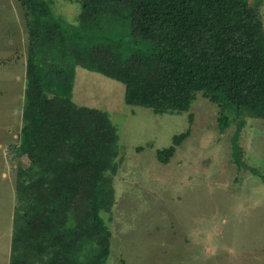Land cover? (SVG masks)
<instances>
[{
    "label": "trees",
    "instance_id": "trees-1",
    "mask_svg": "<svg viewBox=\"0 0 264 264\" xmlns=\"http://www.w3.org/2000/svg\"><path fill=\"white\" fill-rule=\"evenodd\" d=\"M77 2L72 26L49 2L17 0L27 48L21 125L8 147L17 162L8 264H106L110 255L103 214L114 203L118 136L106 112L72 102L75 68L121 83L126 105L155 115L187 112L197 93L233 108L236 164L242 125L264 121V29L249 0ZM229 120L221 111V132ZM187 136L157 161L167 164Z\"/></svg>",
    "mask_w": 264,
    "mask_h": 264
},
{
    "label": "rangeland",
    "instance_id": "rangeland-1",
    "mask_svg": "<svg viewBox=\"0 0 264 264\" xmlns=\"http://www.w3.org/2000/svg\"><path fill=\"white\" fill-rule=\"evenodd\" d=\"M44 1L54 16L76 24L77 0ZM249 4L264 29V0ZM24 27L17 0H0V264L9 256L17 162L8 147L21 125ZM123 93L121 83L75 68L72 102L106 112L118 136L114 203L103 214L112 237L106 264H264V121L247 118L242 125L236 164L231 138L240 118L233 108L197 93L187 112L155 115L126 105ZM221 111L230 116L222 132ZM184 132L168 163H159L156 151ZM18 162L24 171L31 168L26 158Z\"/></svg>",
    "mask_w": 264,
    "mask_h": 264
}]
</instances>
